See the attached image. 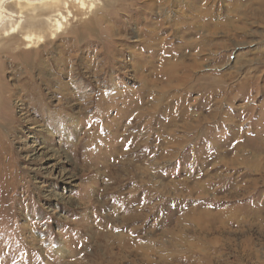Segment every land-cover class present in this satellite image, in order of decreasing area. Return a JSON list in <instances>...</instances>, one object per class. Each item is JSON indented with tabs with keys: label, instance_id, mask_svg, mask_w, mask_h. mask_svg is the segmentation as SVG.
I'll return each instance as SVG.
<instances>
[{
	"label": "rangeland",
	"instance_id": "obj_1",
	"mask_svg": "<svg viewBox=\"0 0 264 264\" xmlns=\"http://www.w3.org/2000/svg\"><path fill=\"white\" fill-rule=\"evenodd\" d=\"M101 2L29 50L81 68L50 118L0 75V264H264V0Z\"/></svg>",
	"mask_w": 264,
	"mask_h": 264
},
{
	"label": "bare ground",
	"instance_id": "obj_2",
	"mask_svg": "<svg viewBox=\"0 0 264 264\" xmlns=\"http://www.w3.org/2000/svg\"><path fill=\"white\" fill-rule=\"evenodd\" d=\"M102 1L106 2L108 0ZM101 4V0H82V2H77V0H0V75L3 74L6 69H11L14 73L16 72L17 66H30V70L28 69V72L25 73L26 78L21 87L26 90H22L26 92V94L24 96L18 95L19 102L23 105L29 104V108L43 112L44 114L41 113L42 117L46 118L49 115L47 118H50L52 115L51 113L56 112L51 110L48 103H44L46 99L53 100V98H59V100H65L64 97L67 96L66 99L69 100V98L73 96H80L78 92L72 93L69 91V89L72 88L69 84L70 80L73 78L71 71L74 72V77L79 78L81 76V68H77L76 70L79 71L75 73L76 70L73 69L71 65L74 55L72 56V54L68 55L64 53L58 55L57 53L56 56L47 60L45 59L46 61H44L41 57L42 55L29 50L41 45H47V40L51 41L58 35L67 31L70 22H74V19H86L89 18L90 15L95 17L97 13L104 12ZM81 22L83 21H80V24ZM107 33H109V31H107ZM102 39L97 37L96 42L93 41V44H101L104 49L108 48L109 43H102ZM5 41H11V43ZM85 41L86 39L84 42ZM4 42L10 45H8V47L5 45L6 47L1 48ZM19 48L23 49L24 52L19 53ZM107 58L108 56L106 55V59ZM7 63L10 65L9 67L6 66ZM2 65L5 66L2 67ZM75 65H80L79 60L76 61L74 66ZM87 71H92V69L87 68ZM46 74H48V76H57H52L53 79L47 80L44 78ZM68 75L70 77H68ZM98 75H100V73ZM66 77H68L69 81L67 83H64L65 81L62 82V79ZM52 84L57 85V90L44 93L42 87L49 90ZM62 89L65 90L67 95L62 92ZM48 94H50V96ZM14 96V87H8V84H2L0 77V127L2 126L6 131L5 135L0 132V150L8 149L6 135H14V123L17 122L16 118L14 119V106L12 105ZM106 96L104 97L106 98ZM105 98H102V100L104 101ZM79 99L80 98H78V100ZM57 107L59 109L62 108V104ZM61 118L64 119V116L59 117L57 120H62Z\"/></svg>",
	"mask_w": 264,
	"mask_h": 264
},
{
	"label": "snow or ice",
	"instance_id": "obj_3",
	"mask_svg": "<svg viewBox=\"0 0 264 264\" xmlns=\"http://www.w3.org/2000/svg\"><path fill=\"white\" fill-rule=\"evenodd\" d=\"M77 2H82V0H77Z\"/></svg>",
	"mask_w": 264,
	"mask_h": 264
}]
</instances>
